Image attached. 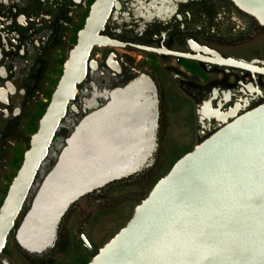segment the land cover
Here are the masks:
<instances>
[{
    "label": "water",
    "instance_id": "obj_1",
    "mask_svg": "<svg viewBox=\"0 0 264 264\" xmlns=\"http://www.w3.org/2000/svg\"><path fill=\"white\" fill-rule=\"evenodd\" d=\"M78 3L80 0H73ZM264 28V0H229ZM115 0H95L50 103L0 206V253ZM138 84L73 130L14 237L27 256L50 253L66 215L83 198L145 174L157 152L156 101ZM84 247L88 241L82 237ZM87 264H264V104L225 124L179 158Z\"/></svg>",
    "mask_w": 264,
    "mask_h": 264
},
{
    "label": "flooded vegetation",
    "instance_id": "obj_2",
    "mask_svg": "<svg viewBox=\"0 0 264 264\" xmlns=\"http://www.w3.org/2000/svg\"><path fill=\"white\" fill-rule=\"evenodd\" d=\"M94 1L0 0V206L16 175L5 177L7 155L21 153L12 163L15 167L20 161L18 171ZM115 3L99 36L118 46L92 48L84 77L67 103L47 156L6 237L0 264H10L8 247L17 248L16 232L66 140L83 119L110 102L111 94L141 82L137 85L140 101H156L157 152L159 141L171 137L180 142L168 144L185 145V154L225 124L264 104V28L232 2ZM166 79L175 102L187 113L186 121L178 120L179 111L166 112ZM63 221L50 253L23 255L42 263L52 259L61 243ZM68 230L62 243L67 257L72 249ZM77 240L91 258L94 245L83 234Z\"/></svg>",
    "mask_w": 264,
    "mask_h": 264
},
{
    "label": "rangeland",
    "instance_id": "obj_3",
    "mask_svg": "<svg viewBox=\"0 0 264 264\" xmlns=\"http://www.w3.org/2000/svg\"><path fill=\"white\" fill-rule=\"evenodd\" d=\"M167 84L166 79V112L174 114L173 111H179L178 120L186 121L187 113L183 111V107L179 103L175 102L176 97L169 90L170 87ZM179 142L178 139L171 137L160 140V150L156 153L155 162L145 175L130 182L110 186L95 197H87L79 201L63 221L60 234L61 243L52 259L42 263L28 258L18 248L10 245L7 252L10 264H87L90 257L85 255L81 249L77 240L78 236L83 234L87 237L94 245V253L105 245L125 226L131 218L134 208L148 195L154 184L169 171L179 158L185 155L186 151L182 149L185 145L176 147L174 144H168ZM195 143V140L191 141L192 145ZM20 155L21 153L17 154L14 151H10V154L7 155L5 177L10 179L14 177L20 161H17L15 167L12 166V163L14 159H19ZM66 228L69 229L68 235H70L72 246L69 257L64 255L62 247L64 238L67 236Z\"/></svg>",
    "mask_w": 264,
    "mask_h": 264
}]
</instances>
